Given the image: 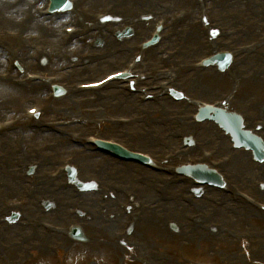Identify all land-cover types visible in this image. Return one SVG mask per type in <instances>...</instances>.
I'll use <instances>...</instances> for the list:
<instances>
[{"label": "rangeland", "instance_id": "obj_1", "mask_svg": "<svg viewBox=\"0 0 264 264\" xmlns=\"http://www.w3.org/2000/svg\"><path fill=\"white\" fill-rule=\"evenodd\" d=\"M102 1H104V0H102ZM158 1L159 0H151V3L146 2L145 3V6H143V7L144 8H148V9H153V8H155V4ZM22 2H24V1H22ZM25 2H28V1H25ZM99 2H101V1H99ZM105 2H109V1H105ZM105 2H103V3H105ZM16 3H20V0L17 1ZM101 5L102 4H100L98 6V9L97 8L95 9L94 7H91V8L88 7L89 8L88 10L91 13H93V12L98 13ZM13 6H14V4H13ZM263 9H264V3L258 4V9H256V11L257 10H260L261 15H264V10ZM228 10H230V11L231 10H236V7L228 8ZM12 15H13V17H15V16H19V17L20 16L21 17L22 16H25V17H28V18H30V16H32L31 12L29 14L28 13H24V12L23 13H14L13 12ZM28 15H30V16H28ZM156 20H157V18L150 19L149 30H150L151 26L153 25V23ZM249 20H252V18L250 17ZM60 28L61 27H59V29ZM3 29L4 30H7V29H11V27H1L0 28V30H3ZM196 30L203 31L205 33V29L196 28ZM29 34H31V33H29ZM58 36H59V32H58ZM135 42H136V40H133L131 44H134ZM186 44H187L186 45V47H187L186 49H188L189 46H192L191 44H188V43H186ZM195 44H199V43H194V45ZM91 46H92V43L89 44V47H91ZM181 46H182V43H181ZM113 47L114 46H112V48ZM183 47H184V44H183ZM99 48L100 47H98V45H97V48L91 47V49H89L91 52L90 51H86V52H90L89 54H97L96 55L98 57L97 60H99V61L105 60L106 58L102 59V56L100 58V55L103 54V52H102V50H99ZM112 51H113V49H112ZM81 53H82L81 51H78V57L81 56ZM198 56H200V55H198ZM198 56H196V57H198ZM2 69H3V62H2V66L0 68V71ZM41 70H46V69L42 68ZM211 70H213V69H211ZM110 71H111V69L109 70V69H107V68L104 67V72L102 71L100 74H95L93 77H90L89 76L88 78H86V79L84 78L81 81L94 80L96 78L101 77L104 74H107ZM213 71L215 72V70H213ZM214 72L208 71L205 74L202 73L201 76L202 77H205L206 75H208L210 73L212 75H214ZM222 76H223L222 77V80L218 83V86H214V85L213 86H211V85L209 86V87H211V89L216 90L217 91V94L220 95V96H222L226 92V93H230L231 94V97L233 96V97H236L238 99H239V97H241V100L242 101H245L248 97H250V95L251 96H253V95H263L262 91L261 92H257V91H246L247 94H245V95L242 96V94L240 93L241 92V89L239 87L240 86V82H238L237 80H235L234 79V76H232L229 71L226 72L225 74H222ZM216 77H218V76H216ZM76 82H80V81H77L76 80ZM201 86H203V84ZM67 87H69V86L67 85ZM13 88H14L13 85H11L9 83L0 84V89H4V90H7L8 91L9 89L10 90H13ZM112 88H111V91L107 92L106 94L112 92L113 91ZM211 89L209 90L210 93L212 92ZM45 93H47V90H45L39 96V98L37 100H30L29 102H27L25 104H20L18 106V109H15L14 107L8 106L7 103L6 104L5 103H2L0 105V119H6L9 116H12L13 114H17V116L20 115L23 109L29 108L30 106H32V104L39 103L40 98L42 96H44ZM66 95H69V93H67ZM194 95L200 96V99H205V100H209L210 99L207 96L201 95L198 91ZM137 98H136V101H138ZM4 100L7 101V99L5 97V94H1L0 93V101H4ZM136 101H134V103H136ZM89 103H91V102H89ZM169 103H172V101L169 100L168 101V104ZM60 104H62V103L61 102H58L56 105H60ZM163 106L164 105H161L159 107H163ZM236 107L238 109H242V110L244 109V107L240 103L239 104H236ZM90 108H92V104H90V105L83 104V105H81V107L79 108V110H77L75 112H78L79 113L80 111H82V114H83V110L90 109ZM168 109H169V107H168ZM156 110H157L156 112H159V109H156ZM143 111L145 112V109ZM170 111L167 112V114L170 115V116H172L174 114V112L172 111V109H170ZM100 116H101V118H103V120L106 117H108V116H110V117L119 116V117H125V118L127 117V118L133 119V117L140 116V114L134 112L132 109H125V110H123V109H121V110L120 109H112V110L111 109H108L107 111H105V113H103ZM154 120H156V117L154 119L153 118L151 119V121H153V122H154ZM141 123H142V121L138 122V124H141ZM141 126H142V128H144V125H141ZM108 128H110V129H109V131L106 132V129H108ZM92 130H93L92 133H94L95 135L98 134V135H100L102 137H105V138L117 139L120 142H122L123 144H125L126 146H128L129 148H131L132 150L147 152V153H150L153 156H156V155L159 156V155H161V154H156V148L155 147L154 148H149V147L144 146L143 144L140 146L139 143H138V141H137L138 138L137 137H130L129 135L126 134V132L124 130H122L119 133H117V132H113L112 131L113 129L111 127H108V126H104L101 129L94 127ZM154 130H155L154 131V135L156 137H159L161 134H163V133H161L162 132V129L159 127V125H158V128H156ZM75 132L82 134V136L88 135V131L86 133L85 130L75 131ZM29 133L30 132H27V135H29ZM146 133H147V130H146ZM15 138H17V136H15ZM20 138L21 137L19 136L18 139H20ZM160 139L163 140V138H160ZM51 140L52 139H49V138H47V139L41 138V139H38L37 141H35L33 144H31L29 146H30V148L43 147L44 145H49L50 146ZM12 148L13 147L9 148L10 151H13ZM162 151H163V149H162ZM7 152H9V151H7ZM71 152H73V151H70L69 150V152H67V153H71ZM3 153H4L3 152V149H0V154H3ZM66 156H68V154H62L60 157L63 159ZM60 157H58V158H60ZM19 161L20 160L17 159V160H15L13 162L15 164L14 167H13V169L16 167V165L18 164ZM25 163H27V162H25ZM100 163H104L105 164L106 163V159L105 158L103 160L100 159ZM26 168L27 167H25V165H24L23 171H25ZM79 169L81 170V166L79 167ZM18 174H20V173H18ZM20 175L23 176V179H21V180H23L22 187H24V186L27 187V182L29 181V179L25 177V173L24 174H20ZM86 176H91V177H85L86 180L93 178V179H95V180L98 181V187H97V189H100L102 187V186H99V184H100L99 179H101L103 182H105V184H108L110 182L109 179H106L105 180V179L101 178V176H97V174L94 173V172L93 173H87ZM133 176L135 178L136 176H138V174L136 173ZM79 178H81L80 175H79ZM111 178L114 180L113 177H111ZM130 181H132V178L130 179ZM121 182H123V183H121ZM127 183H128V178H125L124 180H121L120 181V184L121 185H126ZM156 184H157V182L152 183V192H154V188H155ZM127 188H128V185L125 187V189H123V192H126ZM146 194H148V191H147ZM114 195H115V193H114ZM90 196H92V195L90 194ZM92 197L94 198L95 196H92ZM155 198L156 197H154V196L151 195L149 197V200H146V199L145 200L144 199H141V200L145 204L152 205L150 203L155 202ZM117 200H118L117 207L119 208V205H121L123 203V201H124L123 193H122V195L119 196V199H117ZM96 203L98 204V201ZM187 209H188L187 211H184L182 213V216L184 214L188 213V212H191L189 210V208H187ZM148 211H149V209L147 210V212ZM157 212L159 213L160 212V209ZM148 215L149 214H147V216ZM94 216L95 215L93 214V217ZM102 217L103 218H101V220H102L101 221V224H105L106 221H103L104 218L107 219V217H108V219H110L108 215L107 216L103 215ZM167 218L168 219H167L166 222L169 223V224L164 229V231H165V237L164 238L163 237H158V240L155 241V240L152 239L153 238L152 235H150V236H144L145 238L140 237V235L137 234V232L139 230V226H140V225H138L136 231L134 232L133 237L131 238V240L129 238V239L125 240V243H120V244H117L115 246L116 251H117L114 254L115 257L111 256V252H108L107 251V249L109 247H105V251L106 252H104V253L101 252L100 253V256H98L97 253L99 252V250H101V248H99L100 246L97 247V248H93V247H91V244H87V245H76V246H74V245L68 243V245L66 246V248H64L65 250L62 249V251L64 250L63 252L57 253L54 249H53V251H50V250L44 251V250H42L43 248L39 249L36 246L35 243H38L37 242L38 240H35V241L34 240H30V241L26 242V237L23 236L21 238V236H19V232H16L15 233V234L18 233V236L19 237H17L16 235H14V236H8V238L1 239V241H0V250H3L5 252V254L7 255V256H4V257H6L8 259L9 258L10 259H13L15 257V255H13V252H14V244L16 243V246L19 247V248L21 246V248H20L21 251H19V252L17 251L18 252L17 253V257L23 256V258L22 259L19 258L18 261H17V264H118L121 261V259L125 260L124 262H122L124 264H138V262H136L135 260H133V258H131L130 256L133 255L134 258L135 257H141L140 254L143 253L142 254V255H144L143 258L144 259H147V260H150V257L149 258H147L148 256L146 257V253L148 251H150V250L151 251L154 250L155 253L159 252V255L162 256L161 257L162 259L157 260V262L156 263H153V264H161V263L164 264V262H162L163 258H165L166 264H183L182 263L183 262V259L184 260H194V259H198V260H201V261L208 262L209 260H211L210 257L212 255L219 254V257H222L223 255H232L233 254L232 252L239 251V249H242L241 248L242 246L246 245V243H240L238 240H235L236 236H234L235 237L234 238V237H232L229 234L228 235H219V233H221L219 231L220 229H217L215 231V233L214 232H210V230H212V228L210 227V224H220V225L221 224H225L227 226V228H229L230 230H234L237 233H240V232H251V231H246V230H254L252 228L253 226H237V225H235L233 223H226L225 221L221 220L220 218H217L214 221H212L211 223H208L206 225L204 231H202V230H200V231L199 230H196L193 235H191V236L188 235L189 238H183V237H179L178 238L179 234L177 233L176 228H175V230H173L172 229V226L170 224L171 222H175L174 217L167 216ZM46 220H49V219L46 218ZM167 223H165V224H167ZM122 224H123V220H121L120 224L117 226V230L118 231L121 230ZM97 225H99V223ZM4 226H5L4 227V232L12 235L13 233L11 232V230L10 229H7L8 228V225L7 224H4ZM88 229L89 228L87 227L85 229V231H83V232H85V233L88 232L90 236H94L91 233V231L88 230ZM109 232H110V230L105 235L106 236L109 235ZM202 235H205V240H202V242H197V241L196 242H193L195 240V238L197 239L199 236H202ZM192 236H195V237L194 238H191ZM227 237L229 239H227ZM216 239H225L226 242H227L226 245L228 247L219 246L217 241H220V240H217L216 241ZM21 240H23L26 243V248L23 247V242ZM202 243H203V245H202ZM32 244H33V246L35 245V247H33ZM198 245H202L204 247L207 246L206 247L207 249H204V247L203 248L198 247ZM9 249H11V250H9ZM67 249H69V251H67ZM87 249H93V250L92 251H89ZM122 249H127L126 251H128L127 253H124V254H126L125 256H123ZM230 253H232V254H230ZM105 255H108V256H105ZM3 259L4 258L1 256L0 261H2Z\"/></svg>", "mask_w": 264, "mask_h": 264}, {"label": "bare ground", "instance_id": "obj_2", "mask_svg": "<svg viewBox=\"0 0 264 264\" xmlns=\"http://www.w3.org/2000/svg\"><path fill=\"white\" fill-rule=\"evenodd\" d=\"M86 3H88L89 6H92L94 5V3H96V1H101V0H85ZM132 2H130L129 0H119V7H128L129 9L132 7L130 6L131 4L134 5V6H139L138 4H140V2L142 3L143 0H131ZM5 5H8L7 3ZM222 6V4H221ZM10 10V9H9ZM8 13L9 12H5V13H0V18H1V23L2 25L6 26L9 22H10V18L8 17ZM120 16H122L120 14ZM118 17V16H117ZM53 25L55 27H57L56 23H53ZM49 27V28H45L43 30V32L41 33V35L46 39V40H50L52 39L53 37L56 36V33H57V28L55 27ZM56 29V30H55ZM139 29V28H138ZM50 37V38H48ZM111 41V39L107 36L106 37V40H104V42L106 44H109V42ZM82 73L84 74L85 71H82ZM208 84L210 83H216V82H220L221 79L220 78H217L216 76L214 75H208L202 79H199V78H192L191 81L187 82L185 85L186 87H188L189 89H192L194 91H196L197 87L199 85H201L202 83L206 82ZM244 85V84H243ZM246 85V84H245ZM244 85V86H245ZM252 85H257V86H260L261 85V82L259 79L255 80ZM23 87H29V86H23ZM22 87V88H23ZM43 86L41 85H34L30 88H27L26 90H22L19 94V93H13V94H9L8 97H9V100L10 101H13L14 99L15 100H21V101H25V100H28V99H35L37 98L40 94H42L41 90H42ZM251 90L253 89L252 86H250ZM17 92V91H16ZM119 94L118 93H115L112 97H117ZM71 100L74 102L73 98L70 97V98H66L64 99V102L70 104ZM101 100L102 97H101ZM103 103L106 102V100L102 101ZM75 104H80L79 102L77 103H74ZM122 105H125L123 107H126V103L124 102H120L119 103V107H121ZM13 107H18L17 104H13ZM71 110V109H70ZM56 114L58 113L57 111V108L55 105H50L49 106V109H48V114ZM152 113H146V116L147 117H150ZM136 125V124H135ZM137 131L140 132V128L139 126H137ZM3 142V141H1ZM14 140L11 139V137H8V140H7V145H9L10 143H13ZM28 145L32 143V140L27 137L26 141H25ZM62 147H64V140L62 138H55V141H54V145L52 147V149L49 151V152H46V158L44 159L45 160V163H47L48 161H51V162H54L55 161V158L56 156H58L59 153L63 152V149ZM98 158V157H97ZM243 158L241 156H237L235 158V164L236 166L239 165L240 161L242 160ZM91 160V166L93 164H98L96 162H94L93 158L90 156V157H83V158H79L78 161H79V164L83 167L85 166V164ZM121 167H124V168H127V169H123V170H119L118 174L120 175H133L135 174L136 172H142L143 173V176H144V179L145 181L148 183V191L151 190V180L152 179H155L157 176L155 174H152V173H149V172H145V171H140V170H136V169H133L135 168L134 166H131V165H120ZM245 167L249 168V164L247 162H245ZM91 167L90 168H84L83 167V170H82V174L83 176L84 175V172L86 171L87 173L90 171ZM111 170L110 169H104V173L103 175L104 176H108L109 172ZM115 176H116V173H115ZM42 184L45 185L44 181H42ZM11 187L10 190H7L5 188H2L0 187V194L3 198H7V197H10V196H13L15 195L14 192L16 191H19V189L17 187L13 188ZM176 190H182V188L178 187V188H175ZM145 192V191H144ZM60 197L61 199L63 198L64 200H66L68 197L65 193V191L61 192L60 194ZM146 199H149L148 198V195L145 196ZM36 205H35V202L34 200H32L29 204V206L27 207V210H26V216L30 213V212H34V210L36 209ZM62 209H63V206L61 205V203L59 204L58 207H56V211L57 212H62ZM180 209H184L183 205L181 206L180 203H177L176 201L172 204H165L163 205V208H162V211L161 213L162 214H165V215H168V214H171L173 216H176V217H180L181 215V210ZM4 217V216H2ZM1 217V218H2ZM245 216H241V218L245 219L244 218ZM166 217H164L163 215H158L157 217L156 216H152L150 220H146L144 221L143 223V226L140 228V234L142 236H150L152 235L153 238H158L162 231H164L163 227H164V223H163V220L165 219ZM23 220H22V224H23ZM18 226H21V221H20V224L17 223L14 227H18ZM20 231H23L22 229H19ZM39 232V230H38ZM155 232V233H154ZM33 236H36L39 240H41L39 237H38V234L36 232H33ZM154 233V234H153ZM40 234V232H39ZM48 239H50V237H47ZM42 243H45V245L49 242H52V240H49V241H46V240H41ZM45 249V248H43Z\"/></svg>", "mask_w": 264, "mask_h": 264}, {"label": "snow or ice", "instance_id": "obj_3", "mask_svg": "<svg viewBox=\"0 0 264 264\" xmlns=\"http://www.w3.org/2000/svg\"><path fill=\"white\" fill-rule=\"evenodd\" d=\"M66 7L70 8L71 5L68 4V3H66ZM105 19H106V20H107V19H111V17H105ZM69 31H71V29H69ZM215 34H217V33L214 32L213 35H215ZM110 79H111V77H110ZM32 111H33V114H35V109H33Z\"/></svg>", "mask_w": 264, "mask_h": 264}]
</instances>
